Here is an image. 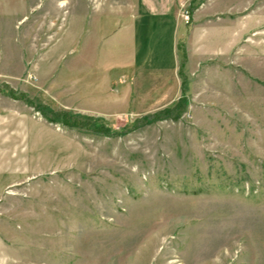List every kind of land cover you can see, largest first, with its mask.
<instances>
[{
	"label": "rangeland",
	"instance_id": "374dc122",
	"mask_svg": "<svg viewBox=\"0 0 264 264\" xmlns=\"http://www.w3.org/2000/svg\"><path fill=\"white\" fill-rule=\"evenodd\" d=\"M133 1L0 0V264H264V0L183 1L137 72Z\"/></svg>",
	"mask_w": 264,
	"mask_h": 264
},
{
	"label": "crops",
	"instance_id": "0c3cea01",
	"mask_svg": "<svg viewBox=\"0 0 264 264\" xmlns=\"http://www.w3.org/2000/svg\"><path fill=\"white\" fill-rule=\"evenodd\" d=\"M183 1L185 0H134L129 5L128 22L124 23L122 27L116 28L114 33L106 38V42L109 41L110 43L108 46H111V43L113 45L122 43L124 47L128 44L125 47L128 48V54L127 52L117 54V49L110 50L104 47V49L100 48L99 59L115 66L128 64V68L134 67L135 71L144 66L164 69V64L158 65L159 63L156 62V65H153L149 61L150 45L148 39L154 36L149 31L156 29L157 41L160 38L170 40L168 48L174 59V64L171 67L176 70L178 67V44L184 42L186 52H188V45L191 40L185 34L186 27L180 19L179 6ZM124 47L120 51L127 50ZM152 49L158 50V47L153 46ZM154 59L156 60L157 57Z\"/></svg>",
	"mask_w": 264,
	"mask_h": 264
},
{
	"label": "built area",
	"instance_id": "2783aa9c",
	"mask_svg": "<svg viewBox=\"0 0 264 264\" xmlns=\"http://www.w3.org/2000/svg\"><path fill=\"white\" fill-rule=\"evenodd\" d=\"M182 18L185 20V22H188L189 20V13L187 10H185L182 14Z\"/></svg>",
	"mask_w": 264,
	"mask_h": 264
},
{
	"label": "trees",
	"instance_id": "16d2710c",
	"mask_svg": "<svg viewBox=\"0 0 264 264\" xmlns=\"http://www.w3.org/2000/svg\"><path fill=\"white\" fill-rule=\"evenodd\" d=\"M178 45L180 46L179 48H180L181 50H183V45H182L181 43H179ZM182 55H184V54H182ZM59 123H61V121H60ZM61 124L67 125L66 123H61Z\"/></svg>",
	"mask_w": 264,
	"mask_h": 264
}]
</instances>
